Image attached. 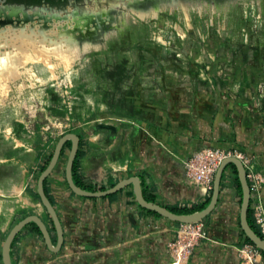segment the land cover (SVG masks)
<instances>
[{
    "label": "rangeland",
    "instance_id": "obj_1",
    "mask_svg": "<svg viewBox=\"0 0 264 264\" xmlns=\"http://www.w3.org/2000/svg\"><path fill=\"white\" fill-rule=\"evenodd\" d=\"M125 4L77 0L80 12L114 8V20L121 16L114 28L108 27L112 32L104 47L66 61L53 57L51 68L29 60L19 67L16 79L0 81L4 190L27 175L38 177L66 132L82 137L83 145L102 142L117 156H127L129 160L111 165L113 172L129 168L139 172L143 160L130 159L149 149L151 137L166 142L170 152L187 140L198 145L195 153H240L252 161L259 155L256 140L264 142V0L225 5L193 1L186 9L167 7L156 17L143 19ZM69 6L55 4L52 10L62 12ZM7 47L0 51V66L4 53H13V44ZM68 152L66 146L60 159L66 161ZM226 187L222 182L221 190ZM227 188H234L240 207L235 182ZM211 191L212 185L206 197ZM203 222L209 232L210 221ZM172 227L166 242L170 259L187 240L184 224ZM1 245L2 238L0 249ZM81 253L82 258L74 255L71 262L53 258L42 264H129L127 259L119 262L110 249Z\"/></svg>",
    "mask_w": 264,
    "mask_h": 264
},
{
    "label": "crops",
    "instance_id": "obj_2",
    "mask_svg": "<svg viewBox=\"0 0 264 264\" xmlns=\"http://www.w3.org/2000/svg\"><path fill=\"white\" fill-rule=\"evenodd\" d=\"M102 135V132L99 133V136ZM112 138L113 135H110ZM80 140L82 154L77 175L94 191H101V187L109 188L111 183L114 185L124 178L137 176L142 194L154 198V203L165 208L184 203L190 208L206 199L207 189L185 176L184 160L199 149L193 141H181L170 152L166 142L151 137L149 149L130 159L133 162L143 160V168L139 172L131 168L113 172V163H122L129 158L117 156L102 142H87V145H83L82 137ZM261 140H256L260 142L258 149L261 154L252 159L257 168L264 171V142ZM152 145L157 146L155 150ZM66 161L59 158L45 183L63 226L64 242L60 251H49L42 235L29 223L11 244L12 264H42L53 258L71 262L74 255L82 258L83 251L97 254L106 249L116 252L119 262L127 259L129 264H169L171 259L166 251V242L173 234L172 223L175 222L143 210L135 200L131 184L113 198L76 195L66 182ZM232 175L230 167L224 170L222 182L225 186H233ZM37 178L32 179L27 175L20 183L8 184L6 190L0 187L2 243L12 227L28 215L39 216L46 223L53 243H56L53 222L37 194ZM227 187L220 190L218 203L208 217V239L197 242L183 264H245L237 252L244 241L239 236V225H235L237 221L239 224L240 207L235 203L234 188ZM77 246L84 248L78 250ZM138 254L143 257L138 258ZM257 264H264L263 256Z\"/></svg>",
    "mask_w": 264,
    "mask_h": 264
},
{
    "label": "bare ground",
    "instance_id": "obj_3",
    "mask_svg": "<svg viewBox=\"0 0 264 264\" xmlns=\"http://www.w3.org/2000/svg\"><path fill=\"white\" fill-rule=\"evenodd\" d=\"M202 5L208 0H128L125 7L140 19L156 17L167 7L180 6L186 9L192 2ZM235 0H213L217 4H228ZM114 8L90 11L78 14L74 9H68L59 14L39 15L37 10L26 13H5L0 16V51L14 46L13 53L5 55L4 63L0 66V81L13 80L19 76L18 69L29 60L41 61L51 68L54 57L66 61L72 56H81L89 50L101 49L107 37L112 32L104 27L114 28L116 21ZM104 26V27H103ZM84 37V38H83ZM0 53V56L3 53Z\"/></svg>",
    "mask_w": 264,
    "mask_h": 264
},
{
    "label": "water",
    "instance_id": "obj_4",
    "mask_svg": "<svg viewBox=\"0 0 264 264\" xmlns=\"http://www.w3.org/2000/svg\"><path fill=\"white\" fill-rule=\"evenodd\" d=\"M94 2H96V0H94ZM110 17L112 19L113 15H111ZM108 27L109 25L105 26L104 30L107 31ZM105 128L115 131V129L111 126H105ZM67 141H70L71 146H70V150H69L66 165H65V177H66V182H67L68 187L76 195H79L82 197H89V198L106 197L108 195L118 193L125 186L131 184L133 187V193L135 196V200L140 207L145 208L150 211H154L158 213L160 216L169 219L170 221L179 222L182 224H190V223L202 221L203 219H205L207 216H209L213 212V210L215 209L218 203L222 174L229 164H233L236 168L237 177H238V180L241 186V191H242L240 210H239L240 228L243 231L244 235L253 243V245L264 253V239L254 231V229L249 225L248 220H247V212L249 208V199H250V189H249V185H248V181L246 177L245 168L243 166L242 161L238 157L231 155V156H226L221 160L214 174L210 201L203 209L189 213V214H175L157 203H154L152 201H147L143 197L142 189L140 185V179L137 176H131L128 178H124L118 181L117 183H115L113 186L106 188L104 190H101V191H89V190L79 188L73 180L72 168H73V163H74V160L76 158L77 151L79 148L80 137L74 132H69V133H65L58 139L47 166L39 174L37 178V194L40 198L42 205L47 210L53 222V226H54L56 236H57L56 243L55 244L53 243L51 233L46 223L37 215H28L24 217L23 219H21L18 223H16L12 227V229L9 231L6 238L4 239L1 245V249H0V256H1L0 264H12L11 257H10L11 244L14 241L17 234L29 223H34L38 227L43 237L44 243L49 249V251L54 252V253L60 251L63 245V242H64L63 226H62V222L54 206L52 205L49 198L45 194L44 180L51 174V172L56 167L58 160L60 158L61 150Z\"/></svg>",
    "mask_w": 264,
    "mask_h": 264
},
{
    "label": "built area",
    "instance_id": "obj_5",
    "mask_svg": "<svg viewBox=\"0 0 264 264\" xmlns=\"http://www.w3.org/2000/svg\"><path fill=\"white\" fill-rule=\"evenodd\" d=\"M234 155L238 157L245 168L246 177L250 189L249 208L253 212L255 224L260 229L264 239V171L258 169L256 164L248 157L240 153H223L215 156L213 152L194 153L184 161L185 176L201 188L208 189L212 185L214 174L226 156ZM186 239L176 254L172 255L169 264H183L191 249L200 240L208 239V232L205 223L202 221L184 224ZM239 256L245 264H257L262 255L257 247L245 243L237 249ZM185 253V255H184Z\"/></svg>",
    "mask_w": 264,
    "mask_h": 264
},
{
    "label": "trees",
    "instance_id": "obj_6",
    "mask_svg": "<svg viewBox=\"0 0 264 264\" xmlns=\"http://www.w3.org/2000/svg\"><path fill=\"white\" fill-rule=\"evenodd\" d=\"M81 141V140H80ZM68 147L70 149V146H71V143L70 141H67L62 150H61V153H60V158L61 156L63 155L64 153V149L65 147ZM82 152L80 151V143H79V148H78V151H77V155H76V158L74 160V163H73V168H72V177H73V180L75 182V184L81 188V189H85V190H89V191H94L95 189L90 186V185H85L81 178L77 175V167H78V162H79V158L81 156ZM51 155L52 153L48 156L47 158V162L46 164L41 168V172L45 169V167L47 166L50 158H51ZM230 167L231 170H232V173L234 174V182H235V186L236 188L238 189L239 191V194H240V203H241V197H242V191H241V186H240V183H239V180H238V177H237V171H236V168L233 164H229L226 168ZM222 178H223V174H222ZM46 179L44 180V191H45V194L47 195V197L49 198L50 202L52 203L53 205V200L52 198L50 197L49 193H48V190L46 188ZM142 184V182H141ZM111 186H113V183H111ZM221 187H222V179H221V183H220V190H221ZM101 190H104L105 187H101L100 188ZM117 193H114V194H111V195H108L107 198H113L116 196ZM143 196L144 198L147 200V201H152V202H155L154 198H148L145 196V194L143 193ZM210 201V196L206 197L205 201L201 202V203H198V204H194L192 205L190 208H187V207H180L178 205L176 206H170V207H166L167 210L175 213V214H189V213H192V212H195V211H198V210H201L203 209ZM143 210H145L146 212H149V213H152L158 217H161L158 213L154 212V211H150V210H147L145 208H142ZM209 216H207L206 218H208ZM247 220H248V223L249 225L254 229V231L262 237V234L260 232V229L258 228V226L255 224V221H254V218H253V212L250 208H248V212H247ZM175 223H179V222H175ZM31 225L40 233L38 227L34 224V223H31ZM240 227V225H239ZM242 234H243V238H244V241L243 243H249V244H252L253 243L244 235L243 231L241 230ZM41 234V233H40ZM261 255L264 257V253L259 250ZM0 259H1V256H0Z\"/></svg>",
    "mask_w": 264,
    "mask_h": 264
},
{
    "label": "flooded vegetation",
    "instance_id": "obj_7",
    "mask_svg": "<svg viewBox=\"0 0 264 264\" xmlns=\"http://www.w3.org/2000/svg\"><path fill=\"white\" fill-rule=\"evenodd\" d=\"M76 1L77 0H0V16H2L5 13H20V12L26 13L31 10H37V13L39 15H44L46 13L49 14L61 13V11L54 12L52 10V7L55 4H58L60 6L70 5L68 9L69 8L74 9L77 13L82 14L83 12H80L79 8L75 5ZM122 2L126 3L128 2V0H122ZM67 10H64L62 12H66Z\"/></svg>",
    "mask_w": 264,
    "mask_h": 264
}]
</instances>
